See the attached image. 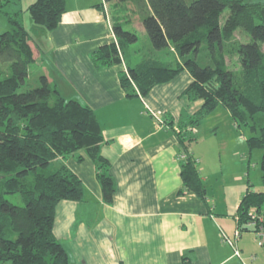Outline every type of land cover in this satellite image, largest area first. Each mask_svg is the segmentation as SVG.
<instances>
[{
  "label": "trees",
  "instance_id": "1",
  "mask_svg": "<svg viewBox=\"0 0 264 264\" xmlns=\"http://www.w3.org/2000/svg\"><path fill=\"white\" fill-rule=\"evenodd\" d=\"M103 1L134 3L133 12L150 43L140 60L128 61L130 45L138 36L123 29L129 15L119 9L112 22L115 42L91 55L98 66L125 63L120 84L128 97L146 96L186 70L192 81L182 95L202 102L188 118L189 125H198L220 105L236 123L249 126L248 148L262 153V187L241 199L238 224H244L248 212L260 213L264 202V126L254 121V115H264V0ZM11 3L0 0V12ZM225 10L228 15L221 24ZM26 11L33 24L30 29L23 24L22 10L1 12L12 29L0 35V264H69L53 234L55 209L60 201H80L83 191L76 175L55 161L83 150L96 167L106 204L112 203L116 185L108 174L109 162L100 153L103 137L95 113L64 99L43 74L38 76L39 85L25 88L34 64L32 48L40 49L42 33L57 27L65 12L64 0H35ZM237 29L250 41L240 43L234 36ZM204 50L202 63L199 56ZM232 54L239 70L229 69L227 58ZM185 127L180 129L190 131ZM180 134L178 130L183 148L180 178L186 189L202 196L205 190L197 161L187 154L191 139L186 141ZM13 194L20 196L23 206L5 198Z\"/></svg>",
  "mask_w": 264,
  "mask_h": 264
},
{
  "label": "crops",
  "instance_id": "2",
  "mask_svg": "<svg viewBox=\"0 0 264 264\" xmlns=\"http://www.w3.org/2000/svg\"><path fill=\"white\" fill-rule=\"evenodd\" d=\"M64 2L57 27L42 33L40 49L32 48V66L64 99L95 113L103 137L100 153L109 162L108 174L116 185L112 203L106 204L96 167L83 150L55 161L76 175L83 191L80 201H60L55 209L53 234L68 263L242 264L221 241L219 229L231 234L240 224L237 210L253 184L244 180L247 172L241 173V166L219 186L209 178L214 168L207 165V156L223 142H201L207 139L198 138V128L188 123L202 105L182 95L192 81L189 73L182 71L146 96L128 97L120 84L125 63L98 66L91 55L115 42V11L124 10L130 24L137 20L140 28L133 3ZM220 109L218 114L224 111L229 117L226 109ZM157 111L159 121L151 114ZM184 126L194 131L181 130ZM177 129L186 141L191 139L187 154L197 161L205 190L202 196L186 189L180 178L183 148ZM256 244L263 247L251 231L243 230L237 242L241 257L262 264L264 257L253 259Z\"/></svg>",
  "mask_w": 264,
  "mask_h": 264
},
{
  "label": "rangeland",
  "instance_id": "3",
  "mask_svg": "<svg viewBox=\"0 0 264 264\" xmlns=\"http://www.w3.org/2000/svg\"><path fill=\"white\" fill-rule=\"evenodd\" d=\"M35 0H12V3L6 7L2 8L1 12H14L18 10H22V21L26 29H30L32 27V20L29 14L26 11V8L33 3ZM193 0H187V2H191ZM134 6V3H133ZM0 12V35L3 32L11 31L12 27L7 21L5 15ZM228 15V10L223 11L220 16V23L222 24ZM130 19V15H129ZM126 23L123 24V29L126 31H134L138 36V40L130 45L128 55V61L130 63H135L140 60L143 53H148L150 50V43L148 37L143 29L142 24L140 28H137V24L135 21L133 25L130 24L128 19H126ZM235 38L240 43H246L250 41V37L241 29H237L234 33ZM264 51V45L261 46ZM138 50V52H135ZM207 54V51H201V55L199 56L200 61H203V55ZM202 58V59H201ZM203 63V62H202ZM227 64L231 70H239L240 66L238 63L237 56H230L227 58ZM39 72L37 71L36 66H32L29 70V77L26 82L25 88H33L38 84V76ZM35 85V86H34ZM220 105L210 114L207 115L201 122L196 125L199 132L197 134L198 138L205 137L207 140H202L201 142H206L211 140L213 143L219 142L221 144L220 149H212L210 151L209 156H207L206 163L208 166L214 168L211 171V175L209 178L219 186L221 183L225 182L227 177L230 179L231 175H229L232 171L239 168L241 166V173L247 172V177L244 176L245 181H250L253 186V191H259L261 189V180H260V161H261V151L259 149L250 150L247 145V139L250 136L249 126L243 124L241 122L236 123L231 116L226 118L225 114H218V110L220 109ZM226 112V111H225ZM254 121L260 123L264 126V115L262 113H258L254 115ZM250 123V120H248ZM202 144V143H200ZM234 163L235 165H232ZM237 173V172H235ZM240 173V172H239ZM5 198L17 206H23V202L18 194L6 195ZM260 213H264V202L261 205ZM248 220V219H247ZM246 220V222H247ZM245 222V223H246ZM244 223V224H245ZM256 256L261 259L264 257V245L260 247L259 245H255ZM243 259V258H242ZM257 259V258H256ZM245 261V260H243ZM251 262L245 261L246 264H251ZM263 263V262H262Z\"/></svg>",
  "mask_w": 264,
  "mask_h": 264
},
{
  "label": "built area",
  "instance_id": "4",
  "mask_svg": "<svg viewBox=\"0 0 264 264\" xmlns=\"http://www.w3.org/2000/svg\"><path fill=\"white\" fill-rule=\"evenodd\" d=\"M104 8H106L105 5ZM151 114L158 120V117H156V115L161 114V112H151ZM190 131L193 132L194 129H191ZM179 158H183V155H180ZM243 225L244 227L238 225L231 234L227 233L224 229L220 228L219 236L221 241L231 249L232 255L240 259L242 264H246L241 257V252L237 246V242L243 230H249L259 240L260 244L264 245V214L257 213L254 210H250L248 212V220Z\"/></svg>",
  "mask_w": 264,
  "mask_h": 264
}]
</instances>
